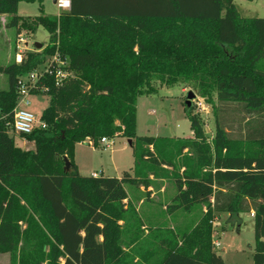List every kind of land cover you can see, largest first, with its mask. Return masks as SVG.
<instances>
[{
	"label": "trees",
	"instance_id": "1",
	"mask_svg": "<svg viewBox=\"0 0 264 264\" xmlns=\"http://www.w3.org/2000/svg\"><path fill=\"white\" fill-rule=\"evenodd\" d=\"M22 1L34 0H0V14L10 16V26L31 32L43 25L50 39L42 53L0 64L9 83L0 92V252L16 253L22 221L41 222L48 264H109L113 258L128 263L126 228L119 223L128 208L125 184L149 183L129 172L82 175L74 152L79 142L98 146L104 136H124L132 140L135 168L147 161L171 164L150 149L165 137L137 134L138 98L157 92V79L163 85L191 83L210 103L215 92L221 102L236 103L253 116L233 139L256 147L224 153L232 140V108L216 115L214 151L193 105L185 104L195 138L182 148H192L195 161L178 178L169 210L191 212L213 198L214 209L228 212L234 223L242 222L240 213L254 210V263L264 264V17H243L235 0H71V9L59 15L45 14L41 6L34 16L19 14ZM56 51L73 76L61 85L53 76L42 79L50 96L42 116L47 126L21 135L35 143L25 149L10 134L18 79ZM212 234L209 224L191 244L167 243L152 264H225L213 251Z\"/></svg>",
	"mask_w": 264,
	"mask_h": 264
},
{
	"label": "rangeland",
	"instance_id": "2",
	"mask_svg": "<svg viewBox=\"0 0 264 264\" xmlns=\"http://www.w3.org/2000/svg\"><path fill=\"white\" fill-rule=\"evenodd\" d=\"M235 1L243 15L264 17V0ZM41 6H43L45 14L48 15H58L61 12L54 0L22 1L19 5V12L25 16H34L41 13ZM246 8L250 9V13L246 11ZM9 21L10 16L0 14V64L22 63L24 59L30 57V52L42 53L49 44L50 33L43 25H40L35 32H31L18 26L12 27L9 25ZM36 42L42 43L43 47L37 48ZM50 58L51 54H47L45 58L38 60L29 72L43 70L48 65ZM260 67L264 69V61L261 62ZM153 83L157 87V92L141 95L138 102L137 134L165 137L159 141L156 147L150 146V149L158 158L163 156L172 161L171 164L147 161L135 168L132 145L129 143V139L124 136L111 138L112 147L107 148L102 142L96 146L89 144L87 140L77 144L74 152L75 162L81 163L80 173L82 175L91 176L94 171H97L103 172L104 175L123 177L126 172H129V176H137L138 179L149 183L148 187L136 186L128 181L125 184L130 198L128 199L126 217L119 220V223L120 227L126 228L123 239V247L127 246L129 255L126 264H144L146 261L149 264L155 263L157 257H160L155 255L158 252L162 254L167 243L179 247L191 244L192 236L196 237L197 233L207 228L209 224L212 226L213 243L220 242L219 247L215 244L214 246L223 256L225 264H255V218L251 212L240 213L242 222L234 223L229 220L228 212H219L214 209L213 200H211V205L196 204L191 212H187L183 208H178L173 212L169 210L178 193V178L182 177L195 161V153L192 148H182L184 141L195 138V134L191 138L186 137L192 133L191 121L185 109L187 93L189 90H193L199 97L202 96L191 83L179 81L172 85H163L157 79H154ZM8 88V76L0 72V92L7 91ZM213 95L214 103H210L205 97H202L205 100V110H201L193 104L192 112L200 119L204 138L211 143L215 151L216 115L219 111L220 114H223L225 108H232L228 112L232 116V121L227 126L232 140H230L228 149H224L223 152H234L251 147V144L233 138H240L241 133H244L246 129V121L253 116L245 114L240 105L232 102L223 103L219 100L217 93L214 92ZM30 101L28 109L40 121L50 104V96L44 92H37L30 96ZM234 119L235 121H233ZM10 134L14 135L15 143L18 146H23V140L32 141L16 134L11 129ZM254 146L256 147V145L252 147L254 148ZM141 201L160 207L164 204L167 205V209L162 210V214L154 206L156 208V211L153 210L156 213L154 215L160 220L158 226L153 224V219L141 216L140 211L133 205V203ZM112 216L114 215L112 214ZM166 219L167 222H162ZM115 221L118 223L117 218ZM20 225L24 233L16 253L11 255L8 251L0 252V264H48L50 246L44 241V235L40 234V230L47 232L46 227L41 222H39V226L29 225L23 221ZM145 235L152 239L150 246L152 252L155 251V255L153 253L154 256L151 259L138 258L136 255L141 248L139 242L142 237L146 238ZM161 238L167 239V243L162 242ZM154 239L158 240L154 242ZM109 264H119V261L117 258H113Z\"/></svg>",
	"mask_w": 264,
	"mask_h": 264
},
{
	"label": "built area",
	"instance_id": "3",
	"mask_svg": "<svg viewBox=\"0 0 264 264\" xmlns=\"http://www.w3.org/2000/svg\"><path fill=\"white\" fill-rule=\"evenodd\" d=\"M56 5L60 11H67L71 9V0H56ZM46 76H53L56 85H61L69 77L73 76V71L69 69V62L62 57L59 51L51 54L48 65L41 71L34 70L29 72L26 76H20L18 79V99L14 109V122L12 123L11 130L18 135L30 134L35 127L47 126L46 122L42 119L38 121L37 116L28 109L31 104L30 96L37 92L48 91V87L41 84L42 79ZM193 104L201 110H205V100L197 95L193 100ZM100 142L107 145L112 144L110 137L104 136ZM99 173H94V176ZM214 201V199L212 198ZM255 216V211L251 212ZM214 244L219 247L220 242L215 241Z\"/></svg>",
	"mask_w": 264,
	"mask_h": 264
},
{
	"label": "crops",
	"instance_id": "4",
	"mask_svg": "<svg viewBox=\"0 0 264 264\" xmlns=\"http://www.w3.org/2000/svg\"><path fill=\"white\" fill-rule=\"evenodd\" d=\"M21 3V2H20ZM235 3H236V1H235ZM237 4V3H236ZM20 5V4H19ZM237 7H238V4H237ZM238 9H239V7H238ZM19 10L20 9H18V12H19ZM246 11L247 12H249L250 13V9H248V8H246ZM239 12H240V14L243 16V17H256V16H252V15H250V16H248V15H243L242 13H241V11H240V9H239ZM60 13V12H59ZM59 13H58V15H59ZM19 14H20V12H19ZM4 16H9L8 14H3ZM22 15V14H21ZM36 43H40V42H36ZM36 43H35V46H36ZM42 44V43H41ZM42 47H43V44H42ZM184 90H185V88H184ZM141 97V96H140ZM140 97L138 98V102H139V100H140ZM137 108H138V103H137ZM137 112H138V110H137ZM138 123V122H137ZM192 131V133H191V135H188V136H186V137H189V138H191V137H193L194 136V131L193 130H191ZM174 136V135H173ZM176 136H179V135H176ZM185 137V136H184ZM23 139V138H22ZM79 143H81V142H79ZM79 143H77V144H79ZM77 144H76V146H77ZM89 144H92V143H90L89 142ZM104 145H106L105 147L107 148V147H112V145H107V144H105V143H103ZM22 147H25L26 149H33V147L35 148V143H34V141H27V140H23V146ZM76 164H77V166H78V169H79V171H80V165H81V163L78 161H76ZM133 168V167H132ZM131 171H132V169H131ZM130 171V172H131ZM94 173H99V174H102V175H104L103 174V172L102 173H100V172H97V171H94L93 172V175H94ZM127 192H128V190H127ZM130 198V196H129V193H128V198L124 201V203L126 204V206L128 205V199ZM133 205L134 206H136V208H137V210H139L140 211V214H141V216H145V217H149V218H151V219H153V224H155L156 226H158L157 224L160 222V220L158 219V217L157 216H155L156 215V213L155 212H153V210L154 211H156V208L159 210L158 212L160 213V214H162V210H166L167 209V205L166 204H164V205H162V207H160V206H156V205H150V204H147V203H145V202H135V203H133ZM156 208H155V207ZM149 211V212H148ZM155 214V215H154ZM252 215V214H251ZM253 216V215H252ZM168 217V216H167ZM254 217V216H253ZM169 218H170V215H169ZM162 222H167V219L166 220H164V221H162ZM164 224V223H163ZM147 232H149V231H147ZM146 236V235H145ZM151 240L152 239H150V237L149 236H146V238H144V237H142L141 238V241L139 242V244H140V246H141V248L139 249V251H137L138 252V254H136L137 255V257L139 258V257H145V258H152L154 255H155V251L154 252H152L153 250L151 249L152 247L150 246V242H151ZM158 239H154L153 241L154 242H156ZM161 240H163L162 238H161ZM125 241H127L126 239H125ZM162 242H165V244L167 243V239H165V240H163ZM167 247V245H165V248ZM124 249L127 251L128 250V248H127V246H124ZM213 251H215V252H217L218 254H220L218 251H217V247H215L214 246V248H213ZM153 253H154V255H153ZM159 254H161V252H158V254L157 255H155L156 257L157 256H161V255H159ZM159 257H157V259H158ZM144 264H149V262L148 261H146V262H144Z\"/></svg>",
	"mask_w": 264,
	"mask_h": 264
},
{
	"label": "water",
	"instance_id": "5",
	"mask_svg": "<svg viewBox=\"0 0 264 264\" xmlns=\"http://www.w3.org/2000/svg\"><path fill=\"white\" fill-rule=\"evenodd\" d=\"M54 2H56V0H54ZM36 47L37 48H42V44L41 43H36ZM197 98V94L193 91V90H189L187 93V97H186V101L185 104L187 106H192L193 105V100ZM129 143L132 144V140L129 139ZM71 162L69 161V159L66 158V164H65V169H69Z\"/></svg>",
	"mask_w": 264,
	"mask_h": 264
}]
</instances>
